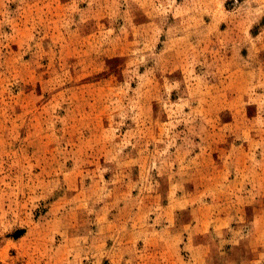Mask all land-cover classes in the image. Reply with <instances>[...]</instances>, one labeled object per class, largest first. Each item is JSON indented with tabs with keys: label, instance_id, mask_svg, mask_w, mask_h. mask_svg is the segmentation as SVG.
Segmentation results:
<instances>
[{
	"label": "rangeland",
	"instance_id": "obj_1",
	"mask_svg": "<svg viewBox=\"0 0 264 264\" xmlns=\"http://www.w3.org/2000/svg\"><path fill=\"white\" fill-rule=\"evenodd\" d=\"M259 211L264 0H0V264H248Z\"/></svg>",
	"mask_w": 264,
	"mask_h": 264
},
{
	"label": "crops",
	"instance_id": "obj_2",
	"mask_svg": "<svg viewBox=\"0 0 264 264\" xmlns=\"http://www.w3.org/2000/svg\"><path fill=\"white\" fill-rule=\"evenodd\" d=\"M244 167L241 170V181H237V179L239 180L240 178H237V176H234L229 182L231 184H235V185H239L240 188L239 190L241 191V210H244V205L243 202L247 201L249 198L251 199V201H254L256 199V197H259V191L257 189V187H259L260 183L259 181H256L255 176H253L252 181L249 180L248 178L250 177L249 175L252 174H259V171L257 170L258 167H256L254 163L251 162H247V163H243ZM260 169V168H259ZM251 171H254V173H252ZM264 215V212L259 211V213L257 214V216H259L261 218V216ZM169 229H171V226H168ZM167 227V228H168ZM180 247L179 245H177V247L173 248V252L175 253L176 251H179ZM253 250L255 251L256 249L253 248ZM247 262L251 263H259L261 262V264H264V260H261V253H254L252 255H250L248 258H245ZM248 263V264H249Z\"/></svg>",
	"mask_w": 264,
	"mask_h": 264
}]
</instances>
